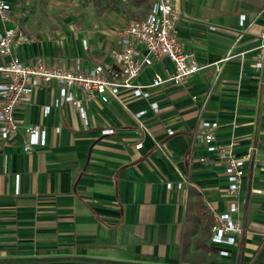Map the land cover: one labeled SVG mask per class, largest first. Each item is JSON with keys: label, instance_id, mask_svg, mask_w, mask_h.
I'll use <instances>...</instances> for the list:
<instances>
[{"label": "crops", "instance_id": "1", "mask_svg": "<svg viewBox=\"0 0 264 264\" xmlns=\"http://www.w3.org/2000/svg\"><path fill=\"white\" fill-rule=\"evenodd\" d=\"M7 1L0 30L25 33ZM171 3L176 37L199 63L227 55L219 72L204 66L183 84L150 87L147 97L121 90L119 99H83V118L71 102L53 104L55 82L38 85L15 107L17 130L0 147V264H264V0ZM25 34L13 50L22 58L41 54L52 66L72 68L75 58L81 68L114 63L119 48L118 34L104 48L91 47L88 35L55 47ZM171 67L154 59L138 78ZM202 119L217 121L216 141L233 139L238 155L249 151L235 195L243 229L234 244L219 246L226 254L208 237L193 239L200 221H212L232 199L222 164L197 137ZM31 123L45 128V143L31 136L24 153L22 130ZM105 127L112 132L101 133ZM193 187L205 201L201 218L193 217Z\"/></svg>", "mask_w": 264, "mask_h": 264}, {"label": "built area", "instance_id": "2", "mask_svg": "<svg viewBox=\"0 0 264 264\" xmlns=\"http://www.w3.org/2000/svg\"><path fill=\"white\" fill-rule=\"evenodd\" d=\"M9 9L8 1L0 0V20L9 19ZM178 16L179 13L172 6L171 0H152L142 17L128 19L118 30L119 48L115 53V62H97L87 68H81L79 58H75L72 68L49 65L41 54L22 58L13 49L19 43L28 41L27 35L16 27H3L0 30V58L6 59L0 62V147L1 143L17 130L15 107L29 101L33 90L41 83L55 82L58 85V93L53 99V104L71 102L83 118V99L94 96H98L101 101H107L109 97L119 99L121 90L133 97H147L150 87L167 82L183 84L204 66L213 65L215 74L218 73L220 62L227 55L211 62L199 63L194 52L184 49L176 37L175 24ZM82 44L85 47L84 40ZM162 57L171 62V69L163 74L153 71L147 81H140L139 73L154 59ZM260 62L258 59L256 65H260ZM149 105L151 109H156L155 101H151ZM46 111L47 105L43 107V112ZM142 111L139 110L136 114ZM216 127V120L202 119L196 134L204 143L205 149L214 153L222 164L227 180L226 192L232 197L227 201L224 211L212 216L209 225V242L218 247L219 253L226 254L227 251L219 246L234 244L243 229L235 195L242 182L244 161L248 158L249 151L238 155L234 151L233 139L224 143L216 141ZM22 131L24 138L21 149L24 153H29L32 149L31 136H35L36 144L45 143L43 126L36 123L26 124ZM110 132V127L101 129V133ZM167 132L171 133L172 129ZM139 145L140 142L135 143V146ZM169 185L170 182H166V186ZM176 185L179 186L180 182Z\"/></svg>", "mask_w": 264, "mask_h": 264}, {"label": "rangeland", "instance_id": "3", "mask_svg": "<svg viewBox=\"0 0 264 264\" xmlns=\"http://www.w3.org/2000/svg\"><path fill=\"white\" fill-rule=\"evenodd\" d=\"M12 20L25 33L52 40L55 47L62 40L87 36L91 47H106L112 35L130 18L142 16L148 0H10ZM105 44V46H104ZM116 53V52H115ZM114 53V54H115ZM206 222V223H205ZM211 220L200 221L193 239L205 242ZM193 245V244H192ZM203 251V250H202Z\"/></svg>", "mask_w": 264, "mask_h": 264}, {"label": "trees", "instance_id": "4", "mask_svg": "<svg viewBox=\"0 0 264 264\" xmlns=\"http://www.w3.org/2000/svg\"><path fill=\"white\" fill-rule=\"evenodd\" d=\"M194 191H195V197L193 198V200L191 202V206L195 209V213H194L193 217L201 218L202 217L201 214L205 210V201H204L203 197L201 196L200 191L197 188H194ZM188 232H189V229H186V231L183 234V238H184L185 243L187 242V233ZM190 232H192L191 229H190ZM199 244H203V243L199 242Z\"/></svg>", "mask_w": 264, "mask_h": 264}]
</instances>
